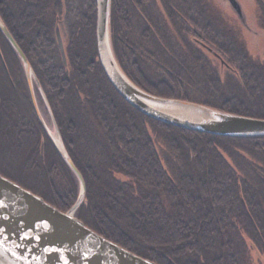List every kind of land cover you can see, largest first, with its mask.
I'll use <instances>...</instances> for the list:
<instances>
[{"label": "trees", "instance_id": "obj_1", "mask_svg": "<svg viewBox=\"0 0 264 264\" xmlns=\"http://www.w3.org/2000/svg\"><path fill=\"white\" fill-rule=\"evenodd\" d=\"M0 16L85 178L79 218L158 264H253L249 242L264 252V135L190 130L129 103L99 60L96 0H0ZM110 31L120 66L147 91L264 118V59L209 0H112ZM19 63L13 77L0 53V173L68 210L80 182Z\"/></svg>", "mask_w": 264, "mask_h": 264}, {"label": "water", "instance_id": "obj_2", "mask_svg": "<svg viewBox=\"0 0 264 264\" xmlns=\"http://www.w3.org/2000/svg\"><path fill=\"white\" fill-rule=\"evenodd\" d=\"M228 1L242 18L239 1ZM96 3L99 60L112 85L129 103L154 119L190 130L222 136L264 135V118L157 95L139 86L120 66L113 49L112 0H96ZM0 29L22 59L33 105L44 130L80 182L75 203L68 210H62L0 173V264H158L103 236L76 215L87 190L85 178L68 152L52 112L53 126L48 124L41 111L34 86L35 71L1 16ZM57 36L63 60L67 62L59 27Z\"/></svg>", "mask_w": 264, "mask_h": 264}, {"label": "rangeland", "instance_id": "obj_3", "mask_svg": "<svg viewBox=\"0 0 264 264\" xmlns=\"http://www.w3.org/2000/svg\"><path fill=\"white\" fill-rule=\"evenodd\" d=\"M238 1L243 10L242 18L237 14L236 10L231 6L228 0H209L214 12L222 17L227 26L235 32L239 41L246 46L248 51L254 57L264 59V0ZM64 36L67 38L66 33ZM2 52L8 67L13 70L12 75L14 77V75L19 72L17 66H20L21 62L19 63V61H21V57L11 49L6 40L1 39L0 37V53ZM21 65L24 67V64ZM35 91L41 111L48 124L53 126V119L49 114V108L41 97L43 93L37 87H35ZM249 244L251 247L253 264H264V252L256 245H253L250 242Z\"/></svg>", "mask_w": 264, "mask_h": 264}, {"label": "bare ground", "instance_id": "obj_4", "mask_svg": "<svg viewBox=\"0 0 264 264\" xmlns=\"http://www.w3.org/2000/svg\"><path fill=\"white\" fill-rule=\"evenodd\" d=\"M158 95V94H157ZM162 96V95H161ZM213 107V106H212ZM243 115H245V114H243ZM233 137V136H232ZM9 178V177H8ZM25 187V186H24ZM31 190V189H30ZM259 250V249H258ZM260 251V250H259ZM261 255V254H260Z\"/></svg>", "mask_w": 264, "mask_h": 264}, {"label": "flooded vegetation", "instance_id": "obj_5", "mask_svg": "<svg viewBox=\"0 0 264 264\" xmlns=\"http://www.w3.org/2000/svg\"><path fill=\"white\" fill-rule=\"evenodd\" d=\"M9 28V27H8ZM10 30V29H9ZM12 33V32H11ZM16 39V38H15ZM10 46V45H9ZM11 47V46H10Z\"/></svg>", "mask_w": 264, "mask_h": 264}, {"label": "snow or ice", "instance_id": "obj_6", "mask_svg": "<svg viewBox=\"0 0 264 264\" xmlns=\"http://www.w3.org/2000/svg\"><path fill=\"white\" fill-rule=\"evenodd\" d=\"M0 206H2V205H0Z\"/></svg>", "mask_w": 264, "mask_h": 264}]
</instances>
